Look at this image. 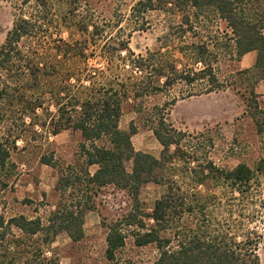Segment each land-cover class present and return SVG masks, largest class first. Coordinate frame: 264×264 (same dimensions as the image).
<instances>
[{
	"label": "trees",
	"instance_id": "16d2710c",
	"mask_svg": "<svg viewBox=\"0 0 264 264\" xmlns=\"http://www.w3.org/2000/svg\"><path fill=\"white\" fill-rule=\"evenodd\" d=\"M19 1L29 11L19 8L0 44V188L13 171L10 153L18 149L23 132L37 137L42 130L56 134L71 129L80 141L71 163L61 165L53 152L40 156L57 173L58 200L52 210L7 220L0 215V264H54L47 247L59 232L72 242L81 240L85 214L95 209L94 198L105 186L125 191L130 199L125 213L102 224L106 259H113L130 238L136 246H155L154 264H259L261 236L251 223L255 193L264 186V157L253 166L238 163L230 169L208 156L198 162L181 150L185 133L173 128L158 108L149 120L162 147L155 158L133 148L132 122L127 131L118 122L130 97L175 85L187 96L197 86L198 93L222 89L214 65L226 56L238 62L254 51L250 67L229 75L252 78L254 85L264 81V0H138L128 14L131 31L144 29L148 11L162 14L166 29L164 46L144 55H135L124 39L95 26L90 42L64 40L54 34L59 24L50 10L52 0ZM96 40H102L98 56L104 62L97 66L88 64L95 55L88 44ZM250 95L249 117L264 136V109L252 91ZM149 182L164 185L165 191L146 212L139 191Z\"/></svg>",
	"mask_w": 264,
	"mask_h": 264
},
{
	"label": "rangeland",
	"instance_id": "374dc122",
	"mask_svg": "<svg viewBox=\"0 0 264 264\" xmlns=\"http://www.w3.org/2000/svg\"><path fill=\"white\" fill-rule=\"evenodd\" d=\"M137 1L52 0L50 10L59 24L54 34L70 42H90L95 26L102 34L124 39L135 55L158 50L164 46V17L157 11H148L145 14L148 24L144 25V29L131 31L133 21L128 14ZM19 2L0 0V44L17 17L19 8H23L24 14L29 11L27 7L20 6ZM81 21L86 26L81 25ZM101 42L102 40H96L93 45L88 44V51L95 52L94 58L88 60L89 65L104 64L98 56ZM173 53L174 56H179L178 53ZM120 54L125 56L126 51ZM249 57L250 55L241 56L238 62H234L229 56L219 59L214 68L218 79L224 83L222 89L198 93L200 88L197 86L198 89H195L194 85L190 88L195 89V94L187 96L182 91V86L175 85L169 91L155 92L143 98L130 97L122 105L119 129L127 131L132 122L136 127V133L131 137L133 148L159 158L162 147L151 132L149 120L162 108L167 122L185 133L181 150L189 154L186 156L193 157L198 162L208 156L217 166L229 169L238 163L253 166L258 159L264 157V136L256 132L247 104L252 91L260 108L264 109V81L260 80L254 85L252 78L244 80L243 76L235 79L229 75L232 70L250 67L252 64L246 62ZM40 134L31 137L29 133L23 132L16 141L18 149L10 153L9 161L14 165L13 171L9 170L6 187L0 188V215L5 220L19 214L26 217L43 216L53 209L58 200V193L54 189L56 170L41 163L40 156L53 152L54 159L61 165L71 163L80 136L71 129L61 130L56 134L42 130ZM33 138L36 140H32ZM169 148L170 152L174 151L173 146ZM174 162L182 166L178 160ZM196 164L189 160L191 167ZM94 169L95 167H91L90 171L93 172ZM164 191V185L153 182L140 188L139 199L146 212L151 210L153 202ZM259 200L264 202V186L255 193L252 205L256 210L255 223H251L261 236L257 256L259 264H264V203ZM94 202L95 209L85 214L81 240L72 242L65 232H59L47 247L46 256L54 258V264H154L157 255L155 246H136L130 238L116 251L113 259H106V229L102 224L116 220L125 213L130 199L125 191L105 186L99 190Z\"/></svg>",
	"mask_w": 264,
	"mask_h": 264
},
{
	"label": "crops",
	"instance_id": "0c3cea01",
	"mask_svg": "<svg viewBox=\"0 0 264 264\" xmlns=\"http://www.w3.org/2000/svg\"><path fill=\"white\" fill-rule=\"evenodd\" d=\"M245 55H250V57L248 58V60H246V62H247L248 64L250 63V65L253 64L254 59H255V52H254V51L248 52V53L244 54L243 57H245ZM242 60H243V59H242ZM242 60H241V62H242ZM239 63H240V62H239Z\"/></svg>",
	"mask_w": 264,
	"mask_h": 264
}]
</instances>
